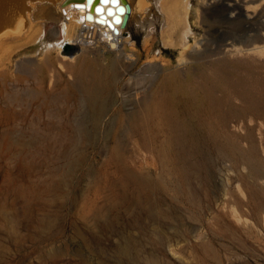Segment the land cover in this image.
I'll return each mask as SVG.
<instances>
[{
  "label": "rangeland",
  "instance_id": "rangeland-1",
  "mask_svg": "<svg viewBox=\"0 0 264 264\" xmlns=\"http://www.w3.org/2000/svg\"><path fill=\"white\" fill-rule=\"evenodd\" d=\"M151 13L147 49L144 31L126 26L140 58L119 86L139 83L151 64L163 63L155 85L166 72L184 79L196 71L163 44L162 16ZM58 22L50 20L43 41L59 37ZM248 60L217 74L196 117L157 115L130 127L124 110L136 104L110 100L88 136L0 129V264H264V53ZM5 103L0 93L1 110ZM177 122L197 141L184 160L171 150ZM119 123L127 129H107ZM242 152L255 155V169ZM125 245L131 258L119 256Z\"/></svg>",
  "mask_w": 264,
  "mask_h": 264
},
{
  "label": "bare ground",
  "instance_id": "bare-ground-1",
  "mask_svg": "<svg viewBox=\"0 0 264 264\" xmlns=\"http://www.w3.org/2000/svg\"><path fill=\"white\" fill-rule=\"evenodd\" d=\"M96 4L88 10L85 0H0V93L8 104L0 109V129L88 136L99 128L110 100L136 104L123 109V121H131L130 127L145 128L146 121L157 115L196 117L203 112L210 83L220 71L246 65L248 59L264 53V0H120L118 5L128 7L120 19L127 16L128 22L134 21L144 31V49L154 40L151 10L155 8L162 16L161 41L179 49L178 62L189 61L196 71H187L184 79L177 72H166L155 85L163 63L151 64L135 74L139 83L119 86L140 54L125 35L122 22L113 26L114 33L105 21L97 20ZM53 18L59 19V37L45 42L46 27ZM191 40L198 46L196 53L190 52ZM39 42L43 44L39 51L28 52ZM212 55L221 56L211 61ZM231 55L236 58L230 59ZM210 69L215 72L210 74ZM116 89L119 98H112ZM47 118H55L59 125ZM123 124L107 129L124 131L128 123ZM172 131L171 150H176V158H189L197 146L196 140L186 136L190 125L177 122ZM240 155L256 168L253 153ZM119 254L134 256L129 245Z\"/></svg>",
  "mask_w": 264,
  "mask_h": 264
},
{
  "label": "water",
  "instance_id": "water-1",
  "mask_svg": "<svg viewBox=\"0 0 264 264\" xmlns=\"http://www.w3.org/2000/svg\"><path fill=\"white\" fill-rule=\"evenodd\" d=\"M118 1L120 0H115V2H113V0H107V2H103V0H85V7L89 10L93 4L97 3L96 5H94V11L99 14V18L97 19L98 21L104 22L109 26V28H111L114 33H117V30L114 29V25L119 24V23H123L124 28L126 29V26L128 24V17L124 16L123 20L121 21L120 19V14L124 13L126 14L128 12V7L125 5H118ZM99 3V4H98ZM106 9L104 10L103 13V6H106ZM75 6L81 7L82 4H75ZM110 17L109 19H105V17ZM87 18H91L90 14L86 15ZM125 35H127V33L125 32Z\"/></svg>",
  "mask_w": 264,
  "mask_h": 264
},
{
  "label": "snow or ice",
  "instance_id": "snow-or-ice-1",
  "mask_svg": "<svg viewBox=\"0 0 264 264\" xmlns=\"http://www.w3.org/2000/svg\"><path fill=\"white\" fill-rule=\"evenodd\" d=\"M103 2H105V3H106V2H107V0H103ZM113 2H115V0H113Z\"/></svg>",
  "mask_w": 264,
  "mask_h": 264
}]
</instances>
